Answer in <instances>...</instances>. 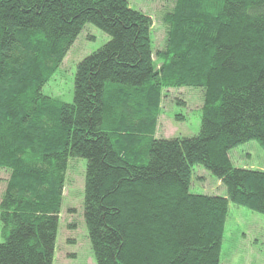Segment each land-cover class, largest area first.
Listing matches in <instances>:
<instances>
[{"label":"trees","instance_id":"1","mask_svg":"<svg viewBox=\"0 0 264 264\" xmlns=\"http://www.w3.org/2000/svg\"><path fill=\"white\" fill-rule=\"evenodd\" d=\"M85 21L109 34L76 64L73 97L41 92ZM152 56L151 17L129 0H0V264H52L69 156H83L96 264H220L229 201L264 213V0H174ZM202 89L192 135L156 136L163 86ZM193 163L226 192L189 190Z\"/></svg>","mask_w":264,"mask_h":264},{"label":"rangeland","instance_id":"2","mask_svg":"<svg viewBox=\"0 0 264 264\" xmlns=\"http://www.w3.org/2000/svg\"><path fill=\"white\" fill-rule=\"evenodd\" d=\"M150 15L152 56L156 67L157 52L166 44L165 14L174 0H129ZM109 38V34L91 21H85L55 71L42 85L43 94L71 101L77 62ZM202 89L198 86H163L155 122L156 136L195 134L200 126ZM233 164L264 169V148L257 139L230 148ZM85 158L69 156L64 175L62 198L52 264H96L83 216V179ZM9 172L0 166V196ZM192 192H226L225 185L200 163H193L189 182ZM0 219V240H3ZM220 264H264V213L229 201L221 243Z\"/></svg>","mask_w":264,"mask_h":264}]
</instances>
